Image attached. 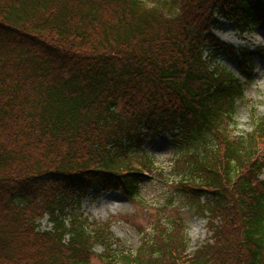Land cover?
I'll return each mask as SVG.
<instances>
[{
    "label": "trees",
    "instance_id": "trees-1",
    "mask_svg": "<svg viewBox=\"0 0 264 264\" xmlns=\"http://www.w3.org/2000/svg\"><path fill=\"white\" fill-rule=\"evenodd\" d=\"M221 21L248 33L264 0H0V264H92L96 245L103 264H264V119L233 134L243 83L214 62L253 54ZM148 134L180 148L172 191L207 218L190 253L165 210L133 251L79 211L94 186L137 196Z\"/></svg>",
    "mask_w": 264,
    "mask_h": 264
},
{
    "label": "rangeland",
    "instance_id": "rangeland-1",
    "mask_svg": "<svg viewBox=\"0 0 264 264\" xmlns=\"http://www.w3.org/2000/svg\"><path fill=\"white\" fill-rule=\"evenodd\" d=\"M210 31L225 44L247 48L253 54L246 67L225 53H220L214 61L243 83L242 97L236 99L230 120L233 134H243L250 131L253 118L264 119V24L252 28L248 33L239 34L231 24L221 21ZM141 148L153 158L154 169L140 176L137 196H124L118 191L94 186L83 195L79 211L84 216L107 224L120 245L133 251L142 237L151 234L154 220L165 210L164 219H169V213L184 222L187 252L190 253L204 243L210 234L207 232V218L195 212L184 197L172 191V182L177 178L175 163L180 148L166 134L144 136ZM261 178L264 180V171ZM39 223L41 229L50 225L46 216ZM94 251L96 255L93 254L91 263L103 264L99 257L101 246L96 245Z\"/></svg>",
    "mask_w": 264,
    "mask_h": 264
}]
</instances>
